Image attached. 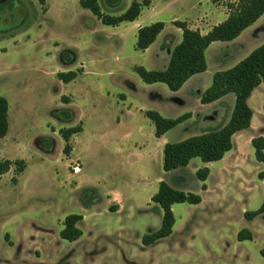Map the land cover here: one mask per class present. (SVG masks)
<instances>
[{
    "label": "rangeland",
    "instance_id": "rangeland-1",
    "mask_svg": "<svg viewBox=\"0 0 264 264\" xmlns=\"http://www.w3.org/2000/svg\"><path fill=\"white\" fill-rule=\"evenodd\" d=\"M152 1L154 13L146 9L137 22L111 27L79 0H0V96L10 103L0 160L26 163L24 172L13 165L0 177V264H264V215L245 217L263 203L259 178L250 171L243 178L220 176L216 165L199 158L189 169L166 173L164 148L146 115L156 111L175 120L193 113L167 133L168 143H179L213 131L215 110L196 105L197 91L146 84L136 72L165 70L169 51L182 39L173 21L200 30L225 12L212 6L219 0H201L199 9L193 0ZM132 2L99 0L111 16L124 14ZM156 22L165 23V37L138 51V26ZM257 36L264 39V29ZM220 65H230L229 55L211 52L210 72ZM70 71L79 74L74 81L58 79ZM77 126L83 132L72 136L66 155L60 132ZM242 153L249 158L246 148ZM251 161L257 164L253 155ZM208 166L201 182L196 173ZM162 181L203 202L174 205L173 234L145 247L143 237L162 226V209L152 201ZM72 214L84 217L77 242L60 237ZM244 229L252 241L238 240Z\"/></svg>",
    "mask_w": 264,
    "mask_h": 264
},
{
    "label": "trees",
    "instance_id": "trees-1",
    "mask_svg": "<svg viewBox=\"0 0 264 264\" xmlns=\"http://www.w3.org/2000/svg\"><path fill=\"white\" fill-rule=\"evenodd\" d=\"M149 5V0L142 3L133 0L130 8L124 14L111 16L102 12L99 0H80V6L83 9L89 10L103 25L111 27L136 21L140 17L143 7ZM227 9V19L213 27L206 35H202L199 30L191 29L187 22L175 21L174 26L182 30V40L172 50L167 69L149 71L144 67H137L136 72L142 81L146 84L163 83L173 92L180 91L191 77L208 70L206 51L213 43L234 41L264 15V0H236L228 3ZM164 29L165 23L163 22H156L140 28L136 49L141 52L148 50ZM65 55L69 56L68 61L73 60V56L69 52H66ZM58 77L64 83H70L78 77V72L59 73ZM262 84H264V44L233 68L215 73L211 87L204 92L200 99L203 105H207L228 94H234L236 102L229 123L220 129L190 137L179 143H167L163 150L164 171L170 173L186 168L196 158L207 164L221 161L233 149L234 135L251 127L254 112L249 100L254 91ZM9 108L8 99L0 96V139L5 138L9 132ZM146 115L155 125L156 138H161L190 117L189 114H186L172 120L163 117L156 111H148ZM82 131L80 126L61 130L60 134L66 142L64 148L66 155L70 154L72 150L70 144L72 136ZM46 142L48 141L46 140ZM48 146L50 147V145ZM252 147L256 160L264 163V137L253 138ZM13 165L16 166L18 173H22L26 169V163L23 160L16 162L0 160V177L9 173ZM196 175L201 182H206L210 175V168L199 169ZM258 178L264 180V171L258 175ZM13 181L15 182L16 178H13ZM152 201L162 209V226L159 230L143 237L145 247H151L173 234L176 225V218L172 210L174 205L184 203L199 205L202 203V197L191 192L177 190L162 181L159 184L158 192L152 197ZM261 215H264V200L258 210L245 213L248 221H253ZM83 221L84 217L79 214L67 216L64 228L60 232L61 239L68 242L79 241L83 236L79 225ZM238 240L240 242L252 241L253 234L244 229L239 232Z\"/></svg>",
    "mask_w": 264,
    "mask_h": 264
},
{
    "label": "crops",
    "instance_id": "crops-1",
    "mask_svg": "<svg viewBox=\"0 0 264 264\" xmlns=\"http://www.w3.org/2000/svg\"><path fill=\"white\" fill-rule=\"evenodd\" d=\"M181 1L188 2V0H181ZM225 1L226 0H219L216 3H214L212 0V2H213L212 6H214L215 11H219L222 8V10L225 12L224 13L225 16H224V19H221V20L217 21V23H214V24L208 26V28H203V29L201 28L199 31L201 32L202 35H206L208 32H210L212 30L213 27L219 25L220 23H222L223 21H225L227 19L228 10H227V7L224 6V3H223ZM140 3H142V2H140ZM190 3L192 5L193 9H199L203 6V3L201 2V0H193V1H190ZM154 8H155V5H154L153 1L151 0L149 6L143 7V10H142L140 17L142 16V14L144 13V10H146V9L151 10L154 13V11H156V10H154ZM153 18H154V16H153ZM138 19L134 22H125V23H135L138 21ZM152 20H154V19H152ZM148 22H151V21H148ZM174 22L175 21H173L172 24H174ZM136 25H140V24L137 23ZM143 25L144 24L138 26L137 30L139 31V29L142 28ZM188 25L191 29L198 30V28L192 26L190 23H188ZM204 27H205V25H204ZM262 29H264V15L254 25H252L251 27L246 29L234 41L213 43L208 48V50L206 51L208 70L204 73L197 74V75L191 77L185 83V85L182 87V89L180 91H178V92H181L183 89H186V88H187L188 94H192L193 92L197 91V95H196L197 96V104L196 105L198 107L203 108V109L204 108L209 109V111L212 109L215 110L216 119L212 118V121L216 122V127L213 130L220 129L229 123L231 116L233 114L234 107H235L236 97L234 94L231 93V94L224 96L220 100H218L214 103H211V104H207V105H203L201 103L200 99H201L202 95L204 94V92L211 87L215 73L221 72V71H226V70L233 68L239 62H241L246 57H248L249 54H251L255 49H257L262 44H264V39L263 38L259 39V37L257 36L259 33H261ZM164 33H165V29L160 34L157 41L159 39H161V37H165ZM177 34L181 35V37H182V30L177 28ZM176 38L178 39L177 43H179L180 39L177 36H176ZM173 48L171 49V51H169L170 55H171ZM221 51H226V53L229 55L230 65H228L226 67L224 65H220L218 67L214 66V69H212V72H210V54H211V52H212V54H214V53L216 54L217 52H221ZM169 61H170V58H168L166 60V65H165L166 68L165 69H167V67L169 65ZM74 72H76V71H74ZM60 73H67V72H60ZM58 74H57V76H58ZM58 79H59V77H58ZM66 84H68V83H66ZM200 86H203V87L200 88ZM249 104H250V106L254 112L251 127L245 131H242V132L235 134L233 137V149L229 153H227L221 161L212 163V165H216V167L219 169L218 172H219L220 176H227L228 174L235 175V173H240V176H242V178H243V176L245 174H246V176L249 175L247 171H250L254 175V177L258 178V175L264 171V163H260L256 160L257 161V164H256V163H253L251 161L252 155L255 157V151L252 152V150H251V149L254 150V148L252 147V139L255 137H259V136L264 137V121H263L264 120V84L260 85V87H258L254 91V93L252 94V96L249 100ZM9 105H10V103H9ZM9 112H10V108H9ZM190 116L192 117L193 113H191ZM82 129H83V127H82ZM9 130H10V128H9ZM78 134H80V133H78ZM78 134H76V135H78ZM166 136H167V134H165L161 138H157L158 142H160V144H161V148H164V146L168 143ZM161 141H162V143H161ZM70 144H71V140H70ZM243 148H246L247 151H249V158L248 159L245 158V156L242 153ZM194 160L195 159H193L189 163L188 167H186L187 169H189L191 163ZM208 167L210 168V166H208ZM198 169H199V167L194 169V172H196ZM212 173H213V171H212ZM238 180L241 183H243L241 178H238ZM259 182H260L259 188L260 187L264 188V180H259ZM212 190H213V188H212ZM114 203H115L114 205L118 206V207L116 206L114 208L116 210H118L117 212H120L122 210L121 202H119V201L116 202V200H115Z\"/></svg>",
    "mask_w": 264,
    "mask_h": 264
},
{
    "label": "built area",
    "instance_id": "built-area-1",
    "mask_svg": "<svg viewBox=\"0 0 264 264\" xmlns=\"http://www.w3.org/2000/svg\"><path fill=\"white\" fill-rule=\"evenodd\" d=\"M80 165L79 164H75L74 166H73V171L75 172V173H79V171H80Z\"/></svg>",
    "mask_w": 264,
    "mask_h": 264
}]
</instances>
